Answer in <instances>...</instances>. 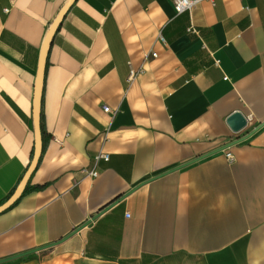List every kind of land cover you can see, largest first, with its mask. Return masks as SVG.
<instances>
[{"label":"crops","instance_id":"1","mask_svg":"<svg viewBox=\"0 0 264 264\" xmlns=\"http://www.w3.org/2000/svg\"><path fill=\"white\" fill-rule=\"evenodd\" d=\"M67 2L0 0V206L32 159ZM40 130L0 264H264V0H73Z\"/></svg>","mask_w":264,"mask_h":264},{"label":"water","instance_id":"2","mask_svg":"<svg viewBox=\"0 0 264 264\" xmlns=\"http://www.w3.org/2000/svg\"><path fill=\"white\" fill-rule=\"evenodd\" d=\"M73 0H69L63 8L60 10L55 20L51 24L42 44L39 65L37 69V77L34 88V99H33V128H34V146H33V155L30 164L28 165L22 179L17 185L14 193L11 197L0 206V213L7 209L15 200L19 198L21 193L23 192L29 177L35 167L37 166L40 154H41V130H40V101H41V92H42V84H43V72L45 67V59L47 55L48 48L51 43V39L53 34L55 33L59 23L63 19L65 13L67 12L69 6ZM226 124L233 133H239L245 129L247 125L246 118L240 112H233L230 116H228L226 120ZM255 131V129L253 130Z\"/></svg>","mask_w":264,"mask_h":264},{"label":"built area","instance_id":"3","mask_svg":"<svg viewBox=\"0 0 264 264\" xmlns=\"http://www.w3.org/2000/svg\"><path fill=\"white\" fill-rule=\"evenodd\" d=\"M201 1H211V0H172V5H173V9H174L175 13L181 14L183 12H189L197 3L201 2ZM187 31L190 33L197 34V31L192 26H189L187 28ZM148 56L155 57L156 55L154 53H152L150 55L146 54L145 59ZM141 72H142V70H134L133 68H131L129 66V74H128L127 80L129 82H131L136 77V75L141 73ZM224 79H227V78L225 77ZM102 109H103V112H106V113L109 112V108H107V107H103ZM248 119L246 118V121H248ZM224 156L228 162L233 161V158L229 152H225ZM107 158H108V156L106 154H102V155L100 154V155L96 156L95 159L96 160H98V159L107 160ZM82 173L85 176H88L91 178L96 177L98 174L95 168H93L91 170H82Z\"/></svg>","mask_w":264,"mask_h":264}]
</instances>
